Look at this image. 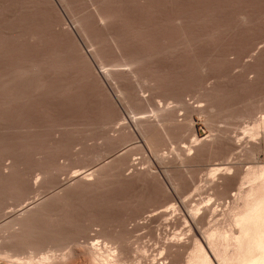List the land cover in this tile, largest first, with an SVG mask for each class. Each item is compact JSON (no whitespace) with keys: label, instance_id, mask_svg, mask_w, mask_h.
<instances>
[{"label":"rangeland","instance_id":"rangeland-1","mask_svg":"<svg viewBox=\"0 0 264 264\" xmlns=\"http://www.w3.org/2000/svg\"><path fill=\"white\" fill-rule=\"evenodd\" d=\"M262 117L264 0H0V264H189L197 243L219 264L205 236L237 230Z\"/></svg>","mask_w":264,"mask_h":264},{"label":"bare ground","instance_id":"bare-ground-1","mask_svg":"<svg viewBox=\"0 0 264 264\" xmlns=\"http://www.w3.org/2000/svg\"><path fill=\"white\" fill-rule=\"evenodd\" d=\"M82 17V16H81ZM46 20V19H45ZM81 21V20H80ZM93 23V22H92ZM88 25V24H87ZM11 43V42H10ZM52 50V49H51ZM63 51V50H62ZM53 52V51H52ZM56 55V54H55ZM53 56V55H52ZM61 56V55H60ZM61 58V57H60ZM62 59V58H61ZM21 62V61H20ZM50 62H51V60H50ZM38 63V62H37ZM41 64V63H40ZM43 64V63H42ZM31 65H33V64H31ZM45 65V64H44ZM54 65V64H53ZM19 66V65H18ZM18 66H17V68H18ZM36 66H38V65H36ZM41 66V65H40ZM33 67V66H32ZM25 68V67H24ZM38 69H41V67L40 68H38ZM29 71V70H28ZM31 71V70H30ZM36 71V70H35ZM38 71V70H37ZM16 72V71H15ZM24 72V71H23ZM23 72H20L19 71V73H21L20 75H24L23 74ZM34 73V72H33ZM31 73H29V75H30ZM40 75H41V73H39ZM16 75H18V74H16ZM33 75V74H32ZM35 75H37V74H35ZM39 75V76H40ZM26 77H27V75H25ZM34 76V75H33ZM38 76V75H37ZM26 77L25 78H22V79H26ZM35 77V76H34ZM19 77L17 76V79H18ZM30 79H31V76L29 77ZM28 78V80L30 81V79ZM37 78V77H36ZM41 78V77H40ZM40 78H38V82L40 83V81L41 80H39ZM45 78V77H44ZM35 79V78H34ZM9 80V79H8ZM7 80V81H8ZM4 81V80H3ZM17 81V80H16ZM27 81V80H26ZM33 81V80H32ZM31 82V81H30ZM34 82V81H33ZM38 82H36V83H38ZM44 82V81H43ZM43 82H42V84H43ZM47 82V81H46ZM27 83H29L28 81H27ZM7 83H5V85H6ZM9 84V83H8ZM11 84V83H10ZM30 84V83H29ZM4 85V86H5ZM18 85V84H17ZM34 85H35V83H34ZM40 85V84H39ZM8 86H10V85H8ZM15 86V85H14ZM29 86V85H28ZM45 86V85H44ZM43 86V87H44ZM7 87V86H6ZM23 87H25V86H23ZM31 87V86H30ZM34 87V86H33ZM37 87H38V85H37ZM36 87V88H37ZM11 88V87H10ZM14 88V87H13ZM13 88H11V89H13ZM22 88V87H21ZM26 88H27V85H26ZM42 88V87H41ZM41 88H39V89H41ZM4 89V88H3ZM7 89V88H6ZM28 89H30V88H28ZM32 89H34V88H32ZM20 91H19V94H17L16 95V92H15V95L17 96V98L16 99H19L20 97H21V94H20V92H21V89H19ZM18 91V90H17ZM28 91V90H27ZM37 91V90H36ZM9 92V91H8ZM13 92V91H12ZM23 92H25V91H23L22 90V93ZM18 95L20 96L19 98H18ZM2 97V96H1ZM10 97V96H9ZM22 97H23V95H22ZM12 99V98H11ZM15 98H14V100H16ZM13 101V100H12ZM160 104V103H159ZM12 105V104H11ZM263 118V117H262ZM258 123H259V121H258ZM258 126H261V125H264V118L263 119H261V122L259 123V124H257ZM256 126V125H255ZM254 126V127H255ZM256 127V128H261V127ZM123 128V127H122ZM255 130H257V129H255ZM254 130V131H255ZM258 131V130H257ZM250 132H251V130H250ZM257 133V132H256ZM255 134V133H254ZM258 135H259V133H258ZM160 136V135H159ZM254 136V135H253ZM197 140H195V142H196ZM47 147V146H46ZM190 149V148H189ZM10 150V149H9ZM192 151V150H191ZM60 152V151H59ZM103 162V161H102ZM16 164V163H15ZM99 164V163H98ZM104 164V163H103ZM100 167V166H99ZM41 168V167H40ZM45 169H47V168H45ZM98 169V168H97ZM100 169V168H99ZM109 169V168H108ZM227 169V168H226ZM225 169V170H226ZM229 169V168H228ZM228 169H227V171H228ZM103 170V169H102ZM252 170H254V169H252ZM258 170H260V169H258ZM258 170H254V171H252V172H250V171H248V173H247V175H252V177H251V182H252V184L250 185L251 187L248 189V190H245V192L244 193H242V190L240 191L241 193H242V195L241 196H239L238 194H237V197H241V201H242V206L239 208V206H238V208L237 209H239L238 211H239V213L237 212V216L234 218L235 219V221H234V223H235V226H236V228H237V230L236 231H234V232H227V231H220V230H217V231H213V233H207V235L205 236L206 238V241H205V239H204V241L205 242H207V245L210 247V249H211V252H212V254H214L213 256L216 258V261L219 263V264H264V168L262 169L261 168V170L260 171H258ZM14 171V170H13ZM98 171V170H97ZM99 172V171H98ZM98 172H97V174H98ZM100 172H101V170H100ZM219 172V171H218ZM80 173V172H79ZM92 173H94V171L92 172ZM96 173V172H95ZM103 173V172H102ZM104 173H105V171H104ZM19 174V173H18ZM99 174H101V173H99ZM98 174V175H99ZM107 174V173H106ZM105 174V175H106ZM85 175H87V174H85ZM91 175V174H90ZM96 175V174H95ZM4 176V175H3ZM99 176H101V175H99ZM21 177V176H20ZM19 177V178H20ZM7 178V177H6ZM44 178V177H43ZM51 178V177H50ZM79 178V175L77 174L76 176H75V178L74 179H76V182H77V179ZM98 178V177H97ZM16 179V178H15ZM14 179V180H15ZM22 179H25V178H22ZM27 179H29V178H27ZM80 179V181L82 180L81 179V177L79 178ZM100 179V178H99ZM108 179V178H107ZM116 179V178H115ZM245 179V178H244ZM246 179H250L249 178V176H247V178ZM245 179V180H246ZM1 180L2 179H0V182H1ZM38 180V179H37ZM84 180V179H83ZM105 180V179H104ZM2 181H4V180H2ZM6 181V180H5ZM17 181H19V180H17ZM28 181V180H27ZM33 181V180H32ZM39 181V180H38ZM75 181V180H74ZM78 182V183H81V182ZM99 181H102V182H104L103 180H102V177H101V180H99ZM249 181V182H250ZM9 182V181H8ZM250 182V183H251ZM10 183V182H9ZM28 183V182H27ZM30 183V182H29ZM7 184V183H6ZM77 184V183H76ZM75 184V185H76ZM92 184V183H91ZM32 185H33V182H32ZM37 185V184H36ZM78 185V184H77ZM76 185V186H77ZM83 185V184H82ZM101 185V184H100ZM8 186V185H7ZM10 186H12L11 184H10ZM80 186V185H79ZM3 187V186H2ZM4 187H5V185H4ZM29 187H30V185L28 186V184H26V183H24V182H17L16 183V181H15V188L20 192L21 191V195H23L24 193H28V191L30 190L29 189ZM31 187H33V186H31ZM30 187V188H31ZM37 187H38V185H37ZM83 187H84V185H83ZM96 187V186H95ZM1 188V187H0ZM12 188H14V186L12 187ZM34 188V187H33ZM40 189V188H39ZM82 189H84V188H82ZM88 188H86V190H87ZM91 189V188H90ZM242 189V188H241ZM9 190V189H8ZM85 190V189H84ZM240 190V189H239ZM238 190V191H239ZM6 191V190H5ZM37 191V190H36ZM14 192H16V191H14ZM2 193V192H1ZM16 193H18V192H16ZM239 193V192H238ZM4 194V193H3ZM20 194V193H19ZM27 195V194H26ZM17 196H18V194H17ZM20 197V196H19ZM25 197V196H24ZM23 197V198H24ZM22 198V199H23ZM25 199V198H24ZM68 199V198H67ZM240 199V198H239ZM237 200V199H236ZM23 201V200H22ZM21 201V202H22ZM71 201V200H70ZM105 201V200H104ZM20 202V201H19ZM38 204V203H37ZM47 205V204H46ZM38 206V205H37ZM174 206H172V207H169V208H167V209H163L164 211L162 212V213H166L167 212V214H168V210H172V209H174L173 208ZM47 209V208H46ZM29 210V209H28ZM27 210V211H28ZM24 211V210H23ZM37 211V210H36ZM41 211V210H40ZM162 211V210H161ZM31 212V211H30ZM171 212V211H170ZM26 213V212H25ZM28 213V212H27ZM36 213V212H35ZM45 213V212H44ZM49 214V213H48ZM19 215V214H18ZM17 215V216H18ZM33 215V214H32ZM31 215V216H32ZM39 215V214H38ZM156 215V214H155ZM160 215H162V214H160ZM166 215V214H165ZM164 215V216H165ZM9 216V215H8ZM17 216L16 217H14V219L16 218L17 219ZM11 218H12V216H10ZM152 217V216H151ZM153 217H154V215H153ZM19 218V217H18ZM22 218V217H21ZM25 218V217H24ZM34 219V218H33ZM20 220V219H19ZM16 221L15 222V224H14V222H12L11 221V225L13 226V224L15 225V226H20V221ZM15 221V220H14ZM24 221V220H23ZM9 223V222H8ZM30 223H31V221H30ZM7 224V223H6ZM24 224V223H23ZM11 226V227H12ZM29 226V225H28ZM14 227V226H13ZM48 227V226H47ZM25 228V227H24ZM55 228V227H54ZM10 229V228H9ZM18 229V228H17ZM19 229H22V228H20L19 227ZM26 229V228H25ZM20 231V230H19ZM23 231H24V229H23ZM61 231V230H60ZM198 231V230H197ZM232 231V230H231ZM30 232V231H29ZM37 232V231H36ZM35 232V233H36ZM42 232V231H41ZM46 232V233H45ZM43 231L42 233H44V234H40L42 237H44L45 239L44 240H46L47 239V241H52V243H54L56 246L55 247H68V245H70V244H72V242H74L75 240H77V239H73V238H71V235H70V237H69V234L68 233H64V232H62L61 234H59L60 232H54L53 234H50V233H52V232H50V233H48L47 232V230L46 231ZM5 233V232H4ZM21 233V232H20ZM19 233V234H20ZM38 233H40L39 232V230H38ZM72 233V232H71ZM122 233V232H121ZM6 234H7V232H6ZM13 234H14V232H13ZM46 234V235H45ZM152 234V233H151ZM11 235V234H10ZM21 235V234H20ZM37 235V234H36ZM43 235H45V236H43ZM68 235V236H67ZM76 235V234H75ZM14 236V235H13ZM33 236V235H32ZM38 236H39V234H38ZM77 236V235H76ZM114 236V235H113ZM19 237V236H18ZM25 237V236H24ZM34 237V236H33ZM73 237H74V235H73ZM102 237V236H101ZM128 237V236H127ZM6 238V237H5ZM8 238V237H7ZM10 238V237H9ZM14 238V237H13ZM15 238H17V237H15ZM32 237H30L29 236V238L28 239H31ZM40 238V237H39ZM38 238V239H39ZM77 238V237H76ZM11 239V238H10ZM23 239V238H22ZM28 239H27V241H28ZM38 239H36L35 241H37ZM71 239H73V240H71ZM115 239H116V241L118 242V240H120V237H115ZM128 239V238H127ZM13 240V239H12ZM25 240H26V238H25ZM23 241V244H25V243H27V241ZM32 240V239H31ZM30 240V241H31ZM34 240V239H33ZM32 240V241H33ZM44 240H43V242H44ZM79 240V239H78ZM77 240V241H78ZM88 240H89V238H88ZM92 240V239H91ZM139 240V239H138ZM3 241V240H2ZM8 241V240H7ZM14 241H18V239H15ZM35 241H33V243L35 242ZM39 242L40 241H42V240H38ZM124 241V240H123ZM119 242V243H122V244H120V245H122L123 247L121 248L122 249V253H127V255H128V257H129V254L131 255V253L133 252V250H131L132 252L131 253H129L130 252V249H129V247H131V246H129L128 244V246L126 245V244H124V242ZM157 241V240H156ZM10 242V241H9ZM13 242V241H12ZM11 242V243H12ZM21 242H22V240H21ZM99 242V241H98ZM97 242V243H98ZM160 241H158V243H159ZM5 243H7V242H5ZM4 243V244H5ZM30 243H32V242H30ZM32 243V244H33ZM38 243V242H37ZM36 243V244H37ZM45 243V242H44ZM75 244H76V242H74ZM100 243V242H99ZM106 243V242H105ZM108 243V242H107ZM157 243V245L159 246V244ZM14 244V243H13ZM18 245H20L21 243H20V241H19V243H17ZM16 244V245H17ZM22 244V245H23ZM78 244H80V243H78ZM78 244H76L75 246H77ZM8 245V244H7ZM6 245V246H7ZM15 245V244H14ZM30 245V244H29ZM38 245V244H37ZM40 245V244H39ZM42 245V244H41ZM81 245V244H80ZM2 246V245H1ZM73 246V245H72ZM79 246V245H78ZM83 246V245H82ZM87 246V245H86ZM95 246V245H94ZM158 246H157V248H158ZM16 247H18V246H16ZM24 247V246H23ZM41 247V246H40ZM57 247V248H58ZM80 247V246H79ZM90 247V246H89ZM108 247V246H107ZM167 247V246H166ZM169 247H171V246H168L167 247V249H170ZM4 248H5V246H4ZM8 248V247H7ZM31 248V247H30ZM35 248V247H34ZM51 248V247H50ZM70 248V247H69ZM75 248V247H74ZM99 248V247H98ZM135 248V247H134ZM144 248V247H143ZM160 248H162L161 246H160ZM40 249V248H39ZM66 248H64L63 250H65ZM73 249V248H72ZM88 249V248H87ZM139 249V248H138ZM146 249V248H145ZM164 249H165V247H164ZM167 249H166V251H167ZM17 250V249H16ZM15 250V251H16ZM20 250V249H19ZM74 250V249H73ZM73 250H71V253L69 252V254L72 256L73 254ZM90 250V249H89ZM94 250V249H93ZM137 250V249H136ZM136 250H134V252H136ZM144 250V249H143ZM143 250L141 251V252H139V250H137V252H138V254L140 253V256H141V254H142V257H143V255H144V257H145V254L144 253H146V252H143ZM159 250V248L157 249V251ZM114 251V250H113ZM121 251V250H120ZM156 251V250H155ZM162 251H163V248H162ZM166 251H165V253H166ZM169 251V250H168ZM56 252V251H55ZM66 252V251H65ZM89 252V251H88ZM93 252V251H92ZM116 252H118L117 250L114 252V254L116 253ZM136 252V253H137ZM143 252V253H142ZM159 252V251H158ZM164 252V251H163ZM163 252H161L160 254V256H165L164 255V253ZM13 253V252H12ZM16 253V252H15ZM68 253V252H67ZM105 253V252H104ZM103 253V254H104ZM121 253V252H120ZM14 254V253H13ZM44 254H46V253H44ZM89 254V253H88ZM98 254V253H97ZM110 254V253H109ZM111 254H113V253H111ZM118 254H119V252H118ZM133 254V253H132ZM138 254H136V255H138ZM22 255V254H21ZM56 255V254H55ZM62 255V254H61ZM60 255V256H61ZM93 255V254H92ZM115 255H117V254H115ZM114 255V256H115ZM120 255V254H119ZM123 255V254H122ZM147 255V254H146ZM9 255H7V258H9L8 257ZM52 256V255H51ZM65 257L67 256V255H64ZM91 256V255H90ZM133 256V255H132ZM135 256V255H134ZM163 256H162V258H163ZM13 255L10 257L11 258V260H4V261H7L5 264H40L41 262L43 263L44 261H46V263H47V261H50L51 262V260L50 259H52V257L50 258L49 257V255H47V257H45V256H42V258H40L38 261H36L34 258H32L31 257V259H28V261L27 262H23V261H25L26 259H23V261H20L21 259H16L15 257H14V259H13ZM102 257V256H101ZM122 257V256H121ZM136 258H138L139 259V262H140V258H139V256L137 257V256H135ZM167 256H165L164 257V259L166 258ZM36 258V257H35ZM54 258V257H53ZM124 258H125V256H124ZM123 258V259H124ZM134 258V257H133ZM132 258V259H133ZM168 258V257H167ZM1 259H3V258H1ZM57 259V258H56ZM129 259H130V257H129ZM135 259V258H134ZM134 259H133V261H134ZM138 259H136V260H138ZM145 259H147V257L145 258ZM154 259H156V258H154ZM69 260V259H68ZM121 260V259H120ZM126 260H128V259H126ZM131 260V259H130ZM190 261L188 262L189 264H214L213 262H212V260L210 259V256H209V254L206 252V250H205V248L202 246V244H200V243H197V245H196V249L194 250V252H193V254L191 255V257H190V259H189ZM57 261V260H56ZM90 261V260H89ZM91 261H92V264H103V263H101L100 261H98V259H97V257L95 258L94 256L92 257V259H91ZM91 261H90V263H91ZM112 262H113V260H112ZM118 262V261H117ZM121 262V261H120ZM153 262H157V261H153ZM159 262V261H158ZM41 263V264H42ZM45 263V262H44ZM60 263H61V261H60ZM114 263V262H113ZM132 263V262H131ZM1 264H3V263H1ZM50 264H52V263H50ZM58 264H59V262H58ZM105 264V263H104ZM106 264H110V262H108V263H106ZM120 264V263H119ZM154 264H157V263H154Z\"/></svg>","mask_w":264,"mask_h":264}]
</instances>
